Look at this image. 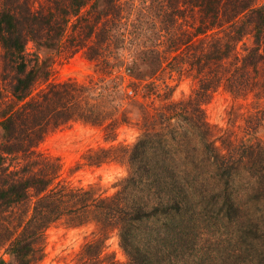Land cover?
<instances>
[{"label":"trees","instance_id":"16d2710c","mask_svg":"<svg viewBox=\"0 0 264 264\" xmlns=\"http://www.w3.org/2000/svg\"><path fill=\"white\" fill-rule=\"evenodd\" d=\"M47 1L34 8L32 0H0V247L10 255L9 261L0 257V264H39L46 230L60 220L73 226L92 220L117 232L127 260L108 264H264V217L255 214L264 203V139L253 132L234 139L226 134L216 145L207 137L211 129L203 108L220 86L243 99L253 94L255 103L264 98L259 96L264 94V0H159L152 24L145 27L146 32L153 28L157 42L139 51L123 27L131 15L125 9L128 0ZM137 23L139 32L143 22ZM249 33L252 45L239 51ZM127 38L134 50L127 76L135 82L110 89L130 91L132 108L140 101L131 85L152 79L163 63L181 62L174 54L164 61L165 49L174 53L189 46L185 65H191L196 83L192 97L167 114L169 122L181 117L188 124L177 132L182 140L170 139L171 123H165L164 131L147 130L132 145L92 154L93 165L117 159L128 168L117 191L103 196L95 187L60 178V159L38 147L49 131L75 117V86L38 87L49 80L53 54L64 42L94 59L104 44L119 41L118 50L126 48ZM162 38L169 44L159 50ZM93 114L92 109L80 116L102 124ZM199 131L205 138L199 148L207 149L196 154L188 141L196 140ZM157 147L162 151L157 153ZM211 180L214 203L203 206ZM103 244L100 237L86 243L80 264L100 262Z\"/></svg>","mask_w":264,"mask_h":264},{"label":"rangeland","instance_id":"374dc122","mask_svg":"<svg viewBox=\"0 0 264 264\" xmlns=\"http://www.w3.org/2000/svg\"><path fill=\"white\" fill-rule=\"evenodd\" d=\"M92 1L90 0V3ZM128 1L129 4H126L125 9H130L131 15L128 14V22L124 23L123 27L130 33L127 34L133 41V45L136 44L134 49L143 48L142 46L147 48L154 46L157 41L154 42L153 28L151 29L150 26L146 32L145 27L152 24V13L159 7V0ZM47 2V0H32L34 8L41 5L46 6ZM131 3L132 5H130ZM89 5L82 12L88 9ZM146 9L147 11H145ZM145 12L149 13L145 14ZM125 16L126 14H123L122 19ZM139 19L144 26L141 25L143 30L136 32L139 27L137 23ZM184 22L182 21L183 24ZM144 34L145 36H143ZM92 39L90 38L88 41ZM162 39L164 42L156 45L159 46V50H163L169 44L168 38ZM128 42L127 38V47L121 50H118L121 45L119 41H114L109 46L104 44L101 53L94 59L88 58L84 48L74 51L68 49V42H64L63 46L65 47L53 54L55 57L49 80L38 87V89L43 88L48 83H70L75 86L76 90L72 89V91L79 102L75 117L49 131L38 147L45 154L60 159V178L74 186L95 187L103 196L112 195L117 191L118 182L127 175L128 168L117 159L93 165L91 163L92 154L95 153L98 157L101 149L116 144L132 145L147 130L162 128L160 131H164L165 123L168 125L171 123L167 128L169 131L173 130L170 139L176 137L174 141L183 139V133L178 134L177 132H184L185 128H189L181 117H175L171 122L166 120L167 114L177 102L192 97L196 81L190 71L194 70L191 69L190 64L185 65L189 62V46H183L179 52L172 53L170 51L171 55L165 49L162 54L164 61L171 60L174 54V56L182 58L181 62L175 66H172L171 61L168 62L170 63L168 65L163 63L162 68L152 79L131 85L134 91H137H135L136 99L140 101L138 107L133 106L136 109L134 110L132 108L133 101L129 102L128 94H132L130 91L126 92L122 87L120 90H111L115 83L116 85L124 83L122 86H125L135 82L134 77L127 76V73L130 74L129 66L133 65L134 56V50L131 51L132 45L130 46ZM244 45H252L251 33L239 42L238 50L241 51ZM27 49L29 52L34 49L31 41L27 44ZM260 79L264 80V75ZM2 87L4 86L0 79V89ZM261 89L263 90V87ZM248 96L247 99L236 96L230 93L225 86H220L213 92L210 100L203 107L206 122L211 129L207 136L208 139L213 140L216 145H220L218 137L222 135L228 134L233 139L236 137L247 138L250 132L257 133L259 138L264 139V98L255 103L252 101L253 94ZM259 96L262 97L264 94H259ZM92 109L95 114L94 118L100 119L102 124L87 122L84 117L80 116L81 111L90 114ZM171 127L172 129H170ZM200 132L202 131L198 132L196 140L188 141V149H194L196 154L207 149L204 145L199 148L200 143H203L202 139H205ZM157 148V153L162 151L161 147ZM103 154L100 153L99 156H103ZM204 170L207 169L204 167ZM221 179V184L226 185L227 180ZM211 183L212 180L206 185V197L201 201L203 206L207 204L212 206L214 203L208 192ZM241 186L238 185L239 189L243 190L244 188ZM238 187L236 186L237 191ZM257 207L259 211L255 212L256 216L264 217V203ZM216 221L218 220L213 223ZM98 237L104 239V244L99 254L101 261L97 264H108L110 261L126 262L127 256L120 246L117 232L104 230L96 221L92 220L80 226H73L60 220L46 230L43 245L44 255L39 264H80L86 257L85 244ZM0 257H4L7 261L10 260V255L5 252L3 247H0Z\"/></svg>","mask_w":264,"mask_h":264}]
</instances>
